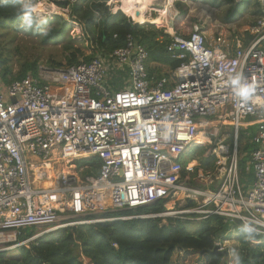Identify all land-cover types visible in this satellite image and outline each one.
<instances>
[{
	"label": "built area",
	"instance_id": "2783aa9c",
	"mask_svg": "<svg viewBox=\"0 0 264 264\" xmlns=\"http://www.w3.org/2000/svg\"><path fill=\"white\" fill-rule=\"evenodd\" d=\"M247 1L261 16L246 41L209 40L199 25L164 31L179 62L170 79L148 75V54L128 35L107 57L38 68L36 77L0 88V253L59 229L132 219L259 221L255 235H264V0ZM47 12L37 16L55 14ZM235 75L254 85L247 103L233 95ZM250 126L247 186L238 139ZM196 143L212 168L192 160ZM159 202L161 213L120 215ZM223 242L215 241L220 251Z\"/></svg>",
	"mask_w": 264,
	"mask_h": 264
},
{
	"label": "trees",
	"instance_id": "16d2710c",
	"mask_svg": "<svg viewBox=\"0 0 264 264\" xmlns=\"http://www.w3.org/2000/svg\"><path fill=\"white\" fill-rule=\"evenodd\" d=\"M45 1L62 10L68 9L69 20L80 26L84 41L94 47L91 54L86 56L80 48L67 45L69 52L64 58L65 64L51 61L49 63L51 68H67L80 62L87 63L98 56L107 57L113 51L124 47L126 37L131 35L148 54L146 66L148 75L156 80L172 78V71L179 65V62L171 59L166 50L170 37L164 34V30L157 29L154 25L143 21L146 14L144 9L139 13L132 12L129 16L131 19H129L121 12L112 13L107 5L108 0ZM209 1L221 5L233 3V0H206V2ZM25 3L27 2L19 0H0V30L7 32L8 29H22L20 27L21 7ZM131 3L134 8L138 1L131 0ZM237 5L239 4H235V8L230 11L228 18L238 13ZM122 8L125 14L130 13V8L125 5ZM244 8H254L252 13L254 18L261 16V10L255 2H247ZM51 24H56V26L47 29ZM66 27L67 22L61 16L56 15L51 20L46 18V24L29 30V33H36L41 35L44 41L51 40L56 43L60 41ZM46 29L48 31L45 34ZM3 35L0 34V37ZM7 51L8 49L0 50V85L2 88L27 76H37V61L23 63L18 72L13 75L10 60L7 57L10 52ZM160 68L167 69L169 73L161 72ZM113 84H115L114 88L120 85L118 79L114 80ZM251 127L254 126L244 129L243 134L247 133L246 130H250ZM242 138L244 137L239 133V169L242 182L249 186L253 180L252 172L246 175L245 167L249 162L254 144L251 142L252 136L245 138L244 143H242ZM204 153V146L197 147L193 150L191 158L197 160L199 166L207 170L212 168L213 160L210 157H204ZM88 162L89 166L97 171L98 162L95 160ZM163 211V202H159L149 207L123 212L120 215L140 216ZM167 222L168 225L165 226L161 224L160 219H132L59 229L37 238L27 247L18 248V255L15 258H7L6 253L1 252L0 264H83L80 260L81 256L87 258L91 264H172L173 257L177 258L175 264H182L189 256H204L214 249L217 239L222 242L228 237L226 235L230 231L236 232L240 229L237 225L229 226L216 216H209L201 221L192 233L187 229L188 222L173 219H168ZM25 234L20 238L21 240L30 236L29 232ZM237 238L240 244L243 243L236 249L240 254L241 264H264V252L258 250L260 249L258 246L253 249L257 252L253 251L249 247L250 244L244 243L245 236L242 233L238 234ZM253 240L261 242L263 238L261 240L255 235ZM205 256H207V261L204 264H220L224 259L217 255Z\"/></svg>",
	"mask_w": 264,
	"mask_h": 264
},
{
	"label": "rangeland",
	"instance_id": "374dc122",
	"mask_svg": "<svg viewBox=\"0 0 264 264\" xmlns=\"http://www.w3.org/2000/svg\"><path fill=\"white\" fill-rule=\"evenodd\" d=\"M26 2L31 4L33 7L41 3L45 7L44 9H49L50 5L54 6L55 8L57 7L53 4L47 3L45 0H27ZM247 2V0H244L241 4L237 5L238 13L232 14V18H228L227 16L230 14V11L235 8L234 0L230 5L213 4L211 1L206 2V0H153L150 5H145L138 2L137 6H135L134 8H132L133 6L131 0H109L108 6L111 9L112 13L121 12L126 17L128 16L129 19H131L129 16L132 12L139 13L142 9H144L145 13L147 14H145L143 21L147 22L148 24L154 25L157 29H162L164 31L169 32L172 30V32H175L177 34H187L194 25H199L206 32L209 40H213L214 38H217V36L221 35L226 39H232L236 42V40H247L245 31L250 29L254 24L256 25L259 18H254L252 15L255 10V5H253V9L244 8ZM124 5L127 8H130L129 14L124 13L122 8ZM165 6L167 7V14H164V11L166 9ZM56 12L57 13L51 16L47 15L46 18L51 20L53 16L58 15L67 22V27L64 30L60 41L56 43L51 42V40L44 41L41 35H38L36 33H29V31L25 32L22 29H8L7 32H3V30H0V34H4L2 37H0V50L3 51L8 49L7 52H10L7 57L10 60L9 64L12 67L13 75L18 72L21 65L25 62L37 61L39 69L51 68L49 65L51 61H57L65 64L64 58L68 55L69 52V50L66 48L67 45L80 48V50L86 56L91 54L94 47H91L90 43L84 41L80 26L69 20L68 9H57ZM34 14L37 15L36 12ZM51 26H56V24L48 25L47 29H49ZM47 29L45 34L48 31ZM160 69L163 73H169L165 68ZM126 81L128 83V77L126 78ZM0 88H2V85H0ZM246 132L247 133L243 134V131L240 130V135L244 137L242 138V143H244L245 138H248L249 136H252L253 138L255 136L256 127H251V129L246 130ZM202 140L205 139L203 138ZM203 146L205 145L201 143L195 144L196 148H202ZM199 223L188 222V231L190 233L194 232L198 228ZM240 233L241 232L239 229H237L236 232L230 231L229 234L226 235V237H228L223 240L225 242H223L222 244L224 250L228 251L226 260H230L233 263L234 261L232 257V250H236L237 248L241 247V244L243 245V243L240 244L237 238L238 234ZM257 236H259L261 240L263 238V240L261 242L254 240L250 241L245 238L244 243L247 242L248 245L250 244L249 247L252 248V250L257 248L258 246L260 248L258 250L264 252V235ZM5 253L7 258H15L18 255V249L7 251ZM172 260V264H175L177 258L173 257ZM206 261L207 256L205 255H193L185 258V263L182 264H204ZM83 264L89 263L87 260H84Z\"/></svg>",
	"mask_w": 264,
	"mask_h": 264
},
{
	"label": "clouds",
	"instance_id": "9594fccd",
	"mask_svg": "<svg viewBox=\"0 0 264 264\" xmlns=\"http://www.w3.org/2000/svg\"><path fill=\"white\" fill-rule=\"evenodd\" d=\"M46 24V17L34 14L31 4L25 3L21 7V25L20 27L25 31L40 28ZM230 85L233 90V95L242 103H247L251 100L254 93V85L248 83L243 79L241 75H235L230 80ZM259 221L255 223L248 221L240 227V232L245 236L247 240H253L255 234L259 229L255 226ZM232 257L234 264H241L240 254L236 250H232ZM226 258V257H225Z\"/></svg>",
	"mask_w": 264,
	"mask_h": 264
},
{
	"label": "bare ground",
	"instance_id": "6f19581e",
	"mask_svg": "<svg viewBox=\"0 0 264 264\" xmlns=\"http://www.w3.org/2000/svg\"><path fill=\"white\" fill-rule=\"evenodd\" d=\"M138 2H140V3H143V4H145V5H150V3L153 1V0H146L145 2H141L140 0H137ZM166 7V6H165ZM45 7H44V5L43 4H41V3H39V4H37L36 6H34V7H32V9H33V12H36V13H38V12H45L46 10L48 11L47 13L48 14H52V13H56V8L54 7V6H52V5H50V8L49 9H44ZM166 10H167V7H166ZM169 11V10H168ZM165 14H167V13H165ZM175 15V14H174ZM170 17V16H169ZM174 17V16H173ZM171 18V17H170ZM169 18V19H170ZM172 31V30H171ZM170 31V32H171Z\"/></svg>",
	"mask_w": 264,
	"mask_h": 264
},
{
	"label": "water",
	"instance_id": "95a60500",
	"mask_svg": "<svg viewBox=\"0 0 264 264\" xmlns=\"http://www.w3.org/2000/svg\"><path fill=\"white\" fill-rule=\"evenodd\" d=\"M205 255L211 256V255H217L221 257H226L228 255L227 251H220L218 246H215L214 249L210 252H207Z\"/></svg>",
	"mask_w": 264,
	"mask_h": 264
},
{
	"label": "crops",
	"instance_id": "0c3cea01",
	"mask_svg": "<svg viewBox=\"0 0 264 264\" xmlns=\"http://www.w3.org/2000/svg\"><path fill=\"white\" fill-rule=\"evenodd\" d=\"M145 1H146V0H145ZM145 1H143V2H145ZM165 13H167V10H166V9H165V11H164V14H165ZM143 18H144V17H143Z\"/></svg>",
	"mask_w": 264,
	"mask_h": 264
}]
</instances>
